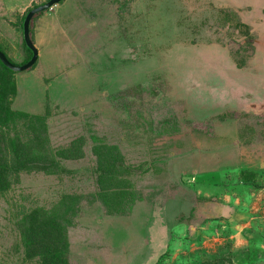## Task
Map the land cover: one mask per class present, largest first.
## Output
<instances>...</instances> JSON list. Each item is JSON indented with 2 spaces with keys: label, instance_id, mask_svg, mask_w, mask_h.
I'll list each match as a JSON object with an SVG mask.
<instances>
[{
  "label": "rangeland",
  "instance_id": "obj_1",
  "mask_svg": "<svg viewBox=\"0 0 264 264\" xmlns=\"http://www.w3.org/2000/svg\"><path fill=\"white\" fill-rule=\"evenodd\" d=\"M47 1L0 0V51L17 67L22 19ZM31 26L36 64L0 67L20 115L0 132V264H37L24 214L97 190L94 138L135 142L126 163L141 170L126 178L141 201L126 218L84 210L64 233L71 264H264V0H63ZM81 138V159L53 155ZM37 141L54 174L14 166Z\"/></svg>",
  "mask_w": 264,
  "mask_h": 264
},
{
  "label": "trees",
  "instance_id": "obj_2",
  "mask_svg": "<svg viewBox=\"0 0 264 264\" xmlns=\"http://www.w3.org/2000/svg\"><path fill=\"white\" fill-rule=\"evenodd\" d=\"M44 4L45 3L41 5ZM24 19L25 17L22 21ZM32 30V26L30 25L31 35ZM29 53V59L20 66L30 61L32 53L30 51ZM0 67L9 72V74H7L8 77L13 75V72L6 69L1 62ZM8 77H3L5 80L2 82L3 89H5L6 93H3V90L0 92V132H3L1 131L3 129L2 127H8L7 124H4L5 122L8 121L7 123L11 122L14 124L13 121H16L20 117L19 114L14 113V111L9 108L6 102L8 95L14 92L10 78ZM40 120L41 118L37 119V122ZM42 131L43 129H39L38 132L36 130L40 136V132ZM2 140L0 136V164H3L2 158L6 155L7 151V147L2 145ZM11 140L13 139L8 141ZM102 140L103 139L97 140L94 138L91 141L93 146L90 152V160L93 161L94 169L88 174L87 182L92 181V185H96L97 190L93 195L89 197L84 196L82 202L80 196L77 197L70 194L63 195L62 199L55 203L49 212H45L42 215L38 212L36 216L35 213H33V215L24 214L20 218L19 223L15 224L21 231V244L24 254L26 255L25 259H37V264H71V245H69L66 234L64 233L75 224L74 222L80 216H82L84 210L92 211V208L96 206L100 209L102 216L106 218H126L132 211L135 203L141 201V197L137 195L135 191L129 189L131 188V183L126 178V175L128 176L135 172L130 171V169H140L139 167L135 168L129 163H126V155L129 149H132L130 146L135 142L133 141L128 144L123 143V148L115 144L110 145L107 142H102ZM37 143L30 142L28 144L30 148H23L22 146L15 147L17 150H15L16 152L14 153L16 154L13 157L14 166L26 162H33L38 165V169L39 167L47 166V169L43 172L54 174L55 171H50L49 163L51 159L49 154L43 150L38 141ZM78 143L81 145L83 143V138L73 141L69 149H63L62 151L58 150V152H55L53 155L69 161L81 159L84 155L78 149ZM8 148L14 149L13 141ZM25 149L29 152H25ZM32 152L34 153L32 154ZM7 175V171H0V191H2V193L10 189Z\"/></svg>",
  "mask_w": 264,
  "mask_h": 264
},
{
  "label": "water",
  "instance_id": "obj_3",
  "mask_svg": "<svg viewBox=\"0 0 264 264\" xmlns=\"http://www.w3.org/2000/svg\"><path fill=\"white\" fill-rule=\"evenodd\" d=\"M62 1L63 0H49L44 5H41V6H38L34 9H32L27 14V16L25 17L24 23H23V37H24V41H25L27 48L32 53V57L27 64L20 66V67H17L15 65H13L5 57V55L0 51V62L6 69H8L9 71H11L13 73H22V72H25V71L31 69L36 64V62L38 60V51L35 48V46L33 45L32 41H31V37H30L31 21L37 14H40L42 12L49 11V10L53 9L54 7L59 5Z\"/></svg>",
  "mask_w": 264,
  "mask_h": 264
}]
</instances>
